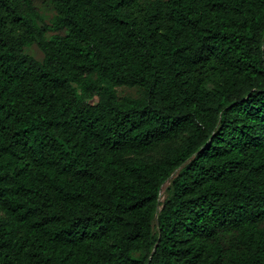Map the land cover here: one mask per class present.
<instances>
[{"label":"trees","instance_id":"1","mask_svg":"<svg viewBox=\"0 0 264 264\" xmlns=\"http://www.w3.org/2000/svg\"><path fill=\"white\" fill-rule=\"evenodd\" d=\"M52 3L0 0V264H264V0Z\"/></svg>","mask_w":264,"mask_h":264},{"label":"rangeland","instance_id":"2","mask_svg":"<svg viewBox=\"0 0 264 264\" xmlns=\"http://www.w3.org/2000/svg\"><path fill=\"white\" fill-rule=\"evenodd\" d=\"M34 6L36 7L38 14L40 16V24L41 26L45 25H52L55 17H56V10L52 3V0H33ZM54 33L49 32L48 37L52 36ZM26 53L33 56L39 61L44 59V54L39 47L36 45L27 47L25 49ZM117 95L119 97H139L141 95V90L139 88H128V87H120L115 89ZM92 103L96 102V99L91 100ZM153 157L160 158L164 155V148H159L155 152L151 154ZM169 186V183L164 185L161 191V198L160 201L163 202L166 199V189ZM161 209V208H160ZM0 216H4V213L0 210Z\"/></svg>","mask_w":264,"mask_h":264}]
</instances>
